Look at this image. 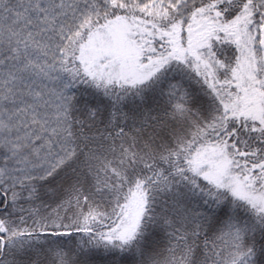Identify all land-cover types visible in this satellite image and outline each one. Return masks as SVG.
<instances>
[{
    "label": "snow or ice",
    "instance_id": "6c2138e0",
    "mask_svg": "<svg viewBox=\"0 0 264 264\" xmlns=\"http://www.w3.org/2000/svg\"><path fill=\"white\" fill-rule=\"evenodd\" d=\"M0 264H264V0H0Z\"/></svg>",
    "mask_w": 264,
    "mask_h": 264
}]
</instances>
